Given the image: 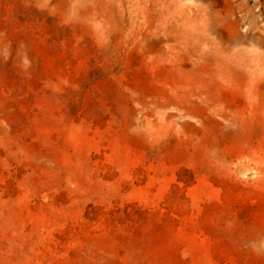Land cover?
Here are the masks:
<instances>
[{
    "label": "rangeland",
    "instance_id": "1",
    "mask_svg": "<svg viewBox=\"0 0 264 264\" xmlns=\"http://www.w3.org/2000/svg\"><path fill=\"white\" fill-rule=\"evenodd\" d=\"M0 264H264V0H0Z\"/></svg>",
    "mask_w": 264,
    "mask_h": 264
}]
</instances>
